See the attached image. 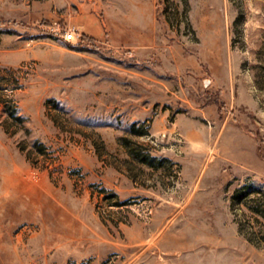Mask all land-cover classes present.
I'll return each mask as SVG.
<instances>
[{
    "label": "rangeland",
    "instance_id": "obj_1",
    "mask_svg": "<svg viewBox=\"0 0 264 264\" xmlns=\"http://www.w3.org/2000/svg\"><path fill=\"white\" fill-rule=\"evenodd\" d=\"M0 264H264V0H0Z\"/></svg>",
    "mask_w": 264,
    "mask_h": 264
},
{
    "label": "built area",
    "instance_id": "obj_2",
    "mask_svg": "<svg viewBox=\"0 0 264 264\" xmlns=\"http://www.w3.org/2000/svg\"><path fill=\"white\" fill-rule=\"evenodd\" d=\"M82 34L78 32L76 28H69L68 30H65L64 37L67 41H74L77 39V37L81 36Z\"/></svg>",
    "mask_w": 264,
    "mask_h": 264
},
{
    "label": "trees",
    "instance_id": "obj_3",
    "mask_svg": "<svg viewBox=\"0 0 264 264\" xmlns=\"http://www.w3.org/2000/svg\"><path fill=\"white\" fill-rule=\"evenodd\" d=\"M18 109H17V106L15 107V111H14V113H13V116L14 117H20V116H18V111H17ZM142 161H145V160H142Z\"/></svg>",
    "mask_w": 264,
    "mask_h": 264
}]
</instances>
